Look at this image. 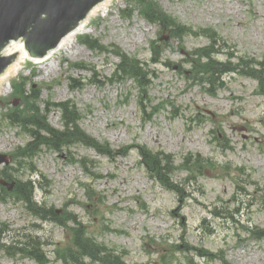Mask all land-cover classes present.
I'll list each match as a JSON object with an SVG mask.
<instances>
[{"label": "rangeland", "instance_id": "374dc122", "mask_svg": "<svg viewBox=\"0 0 264 264\" xmlns=\"http://www.w3.org/2000/svg\"><path fill=\"white\" fill-rule=\"evenodd\" d=\"M153 1L200 35L176 38L174 26L166 24L170 33L141 16L145 3L111 0L85 35L105 50H92L79 36L68 52L29 60L0 91V153L11 156L9 164L0 163L8 174L0 185V264H40L8 254L28 242L48 254L45 264H73L64 255L76 229L82 240L96 238L122 252L127 264H264V239L248 230L264 227V86L228 71L260 60L264 83V0ZM112 46L152 70L144 91L133 78L113 75L121 60L109 53ZM210 60L227 69L211 85L215 95L205 88ZM19 78L28 80V89L32 81L42 103L74 101L81 128L121 152L106 156L73 141L68 149L45 145L21 158L30 138L9 118L11 107L23 102L12 87ZM73 79H84L83 88L74 90ZM61 118L56 109L48 123L63 128ZM150 156L158 158L160 179ZM30 179L37 182V206L58 212L55 219L35 215L34 206L7 189Z\"/></svg>", "mask_w": 264, "mask_h": 264}, {"label": "trees", "instance_id": "16d2710c", "mask_svg": "<svg viewBox=\"0 0 264 264\" xmlns=\"http://www.w3.org/2000/svg\"><path fill=\"white\" fill-rule=\"evenodd\" d=\"M143 3H145L146 6V8L144 7V14L146 18H148L151 22H160L162 26H166V24L174 26V34L177 37H180V34L185 35L191 32V30H189L185 26L178 24L173 17L164 14V12L159 9L158 6H155V4H153L152 2L143 0L141 1V4ZM88 43L92 47L99 46L98 42ZM202 51V54H211L208 53L209 50H207L206 48H203ZM118 54L121 55V62L118 64L115 75L118 76L124 74L136 78L140 82V84L145 87L148 84V78L151 72L148 70L147 66H145L143 62L135 57L131 58L127 54H124L122 52H118ZM210 61H212L213 63H207L205 69L211 71L212 75L206 79V82L214 84L217 83V81L220 79L222 69L219 66L220 63L217 64L214 63L213 60ZM244 66L248 69L249 63H246L244 65L242 63V66H240L242 71L250 73L253 71H257L258 73L262 72L261 69L255 67H253L254 69L252 68L250 71H247ZM223 71H227V69ZM257 77H261V75ZM77 86L82 87V83L80 81H77L75 87ZM17 92H19L18 94L22 96L25 104L17 107L15 109V112L10 116H13V122H17L20 126L26 128L31 138H33L30 143L22 148L21 158L34 157V154L39 152L40 148L44 147L45 145H50L54 148H56V146L66 147L73 143V141H82L86 145H92L102 152H111L112 149L111 147H109V145H101L99 142H97V140H95V138H92V136H88L85 131L80 128L78 123L82 116V113L79 109H77L73 102L66 101L59 104H54V106H58L61 110V113H63L62 120L65 125V128L63 130L58 128L55 129L51 127L47 121L48 109L40 107L41 105L38 103L40 100V93L39 91H37V88L33 86L30 90H27L26 85L21 84L17 88ZM143 155H145V152H143ZM148 163H152L155 169L158 170L157 175L161 176L162 170L156 168L159 163L158 158L155 156H150ZM3 172L4 171H0V177L4 176L7 178L8 174H2ZM25 188L27 190H24ZM175 188L178 191H182V188H180L179 185H175ZM34 190L35 185H33L32 180L25 181V183H23V186L19 185L14 189L16 194H19L21 197H23V199L25 198L29 208L33 209L32 206L36 208L34 209L35 214L42 218H52L53 215V219H55V217H57L58 215V212H56L52 208L47 210L43 206H37V204L34 202ZM81 234V230L76 229V234L74 237L75 244L74 246H72V248L68 249V251H65L64 256L66 259H69L72 262L75 261L77 264H82L85 257H91L94 260H96V258H100L102 260H106L107 262L110 261L113 264H124L120 256L116 255L114 251L109 249L106 250L103 245L98 244V242L93 238L82 240ZM260 234L264 236V230L263 232L261 231ZM29 245L31 249V255H34L42 263L48 262L46 255L39 254V246L37 243L28 242L27 247Z\"/></svg>", "mask_w": 264, "mask_h": 264}, {"label": "water", "instance_id": "95a60500", "mask_svg": "<svg viewBox=\"0 0 264 264\" xmlns=\"http://www.w3.org/2000/svg\"><path fill=\"white\" fill-rule=\"evenodd\" d=\"M102 0H0V73L10 63L11 58H4V53L10 54L12 40L22 38L33 56L55 55V50H61L58 42L70 30L74 29L87 13ZM108 0H104L106 2ZM103 3V2H101ZM97 6L88 17L95 16ZM82 21L75 29L84 27ZM75 36V30L66 37ZM7 47V48H6ZM55 47V48H52ZM52 49V50H51ZM23 51L14 53L16 59L12 64H18ZM0 76V80L7 73ZM1 160V158H0Z\"/></svg>", "mask_w": 264, "mask_h": 264}, {"label": "bare ground", "instance_id": "6f19581e", "mask_svg": "<svg viewBox=\"0 0 264 264\" xmlns=\"http://www.w3.org/2000/svg\"><path fill=\"white\" fill-rule=\"evenodd\" d=\"M110 2H111V0H108L106 2L98 4L95 16L86 18V22L84 24V27L75 29V36L63 38L64 42L66 44H64V45L61 44V50H55V53H61V52H64V50L66 52H68L69 49L72 48V46L77 41L79 34H84L86 32H90V33L94 32L93 29L90 28V22H91L92 18L96 17L99 14H102V11L107 12L106 11L107 9L109 11L108 7H109ZM17 51H23L21 56H20L21 58H20L18 64H12L8 68L7 73L0 80V91L3 90L4 87H7V85H9L12 77L16 76L21 70H23L24 65L27 63V61L29 59H31L32 61H34L36 63H41V62L49 60L50 58L53 57V56H45V57H41V58H33L32 59V58L28 57L29 54H28L26 48H24V45L22 44L21 41H17V43L13 44V48H12L10 54L12 55V54L16 53Z\"/></svg>", "mask_w": 264, "mask_h": 264}]
</instances>
